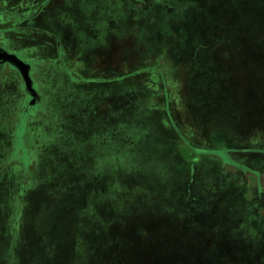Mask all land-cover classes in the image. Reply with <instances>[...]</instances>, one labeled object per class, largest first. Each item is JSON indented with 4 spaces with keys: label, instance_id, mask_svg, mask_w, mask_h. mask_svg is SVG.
Here are the masks:
<instances>
[{
    "label": "crops",
    "instance_id": "1",
    "mask_svg": "<svg viewBox=\"0 0 264 264\" xmlns=\"http://www.w3.org/2000/svg\"><path fill=\"white\" fill-rule=\"evenodd\" d=\"M43 2L0 0V48L28 64L33 88L15 65L0 62L2 262H22L7 254L21 227L20 240L59 248V259L73 248L75 259H103L80 256L85 247L149 249L119 259H181L178 218L197 214L204 234L187 244L185 259L264 264V150L195 155L169 118L172 82L191 90L203 72L186 3ZM31 102L40 106L26 113L20 143L18 119ZM3 120L11 122L6 132ZM31 199L44 211L34 213ZM28 215L46 225L15 221Z\"/></svg>",
    "mask_w": 264,
    "mask_h": 264
},
{
    "label": "rangeland",
    "instance_id": "2",
    "mask_svg": "<svg viewBox=\"0 0 264 264\" xmlns=\"http://www.w3.org/2000/svg\"><path fill=\"white\" fill-rule=\"evenodd\" d=\"M183 2L194 17L191 32L195 49L193 57L198 60L197 67L203 72L194 78V88L191 90L183 82H172L173 100L168 110L170 121L180 132L185 148L195 155H227L228 149L236 148L264 150V0ZM2 38L0 33V40ZM16 54L25 58L20 52ZM30 74L33 75V70ZM33 85L36 86V82L33 81ZM31 104H26L18 119L20 143L27 123L26 113L37 112L40 106ZM10 123L9 120L1 121L3 132L9 129ZM5 168L12 169L11 164L7 163ZM16 171L13 168L12 174L15 175ZM25 172V164L18 167L20 195L25 193L23 197L27 193L23 187L28 182ZM30 202L34 213L44 211L42 201L31 199ZM35 216L28 215V220L18 216L15 221L18 225L42 229L46 225L43 216ZM22 219H25L24 223ZM200 221L197 214L178 218L179 256L188 257L187 244L204 234L205 227H196ZM21 229L9 243L7 252L9 259L22 261L17 264H198L195 260L165 259V256L164 259H119L122 256L149 254V249L120 247L79 249L80 256L94 252L103 259H75L74 248L68 249L63 253V259H59V248H43L36 241L35 244L31 241L27 244L26 240H20L24 234ZM37 238L35 236V240ZM5 243H0V264H5L1 260L6 253ZM166 250L164 248V253ZM25 260L31 263H23Z\"/></svg>",
    "mask_w": 264,
    "mask_h": 264
},
{
    "label": "water",
    "instance_id": "3",
    "mask_svg": "<svg viewBox=\"0 0 264 264\" xmlns=\"http://www.w3.org/2000/svg\"><path fill=\"white\" fill-rule=\"evenodd\" d=\"M3 61H8L15 65L21 72L22 77L26 83V87L28 90L32 91L33 93V88H32V82L30 79V76L28 74V64L19 59L15 54L9 53L5 51L4 49L0 48V62Z\"/></svg>",
    "mask_w": 264,
    "mask_h": 264
}]
</instances>
